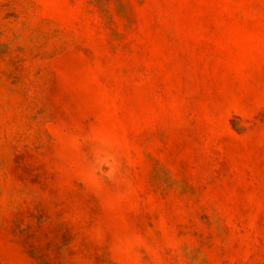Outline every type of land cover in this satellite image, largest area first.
<instances>
[{
	"label": "rangeland",
	"instance_id": "obj_1",
	"mask_svg": "<svg viewBox=\"0 0 264 264\" xmlns=\"http://www.w3.org/2000/svg\"><path fill=\"white\" fill-rule=\"evenodd\" d=\"M0 264H264V0H0Z\"/></svg>",
	"mask_w": 264,
	"mask_h": 264
}]
</instances>
